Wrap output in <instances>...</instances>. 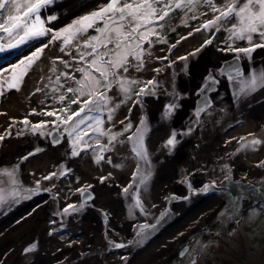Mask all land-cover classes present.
Listing matches in <instances>:
<instances>
[{
	"label": "rangeland",
	"instance_id": "obj_1",
	"mask_svg": "<svg viewBox=\"0 0 264 264\" xmlns=\"http://www.w3.org/2000/svg\"><path fill=\"white\" fill-rule=\"evenodd\" d=\"M98 2L100 0H56L49 8L42 10V18L50 15L57 16V20L46 24L55 32L70 23L72 19L95 10ZM103 2L106 3L107 0H103ZM214 2L217 6L222 5V0H214ZM202 13H207V16L215 15L203 4L198 5L194 11H187L186 15L180 10L173 12L171 21H162L164 27H157V31L164 37L166 42H156L157 37L152 36L153 43L150 46L147 43L144 44V48L150 51V55L145 54L144 56L143 70L137 72L130 69L124 75L142 82L154 79L159 82L160 88L163 87L164 89V84L157 78L161 70L159 69L160 71L157 73L154 69L161 67L164 62L170 63L166 54L169 52L174 53V49H178V47L175 48L172 45L176 46L181 43V38L186 31L190 30L189 32H192L206 22ZM193 16L197 18L193 19ZM236 22L233 19L229 22V25L224 26V30L211 31L207 38L212 42L207 44L202 52H213L215 54V51L219 55L218 57L215 55V58L219 61L218 64H220V61H231L233 59L231 57L236 56L233 52L222 50L226 49L229 44L234 47L248 46L244 41L228 40L229 33L226 29L230 24ZM89 34L95 33L90 30ZM0 35L4 34L0 33ZM50 40L51 33L39 39L28 41L17 48H6L5 51H0V73H2L0 74V81H4L11 75L12 64L30 55L36 48L48 44V47L45 48L40 58L35 62L38 67H34V63L20 85L25 93V112L19 115L16 114L15 117H7L5 110L0 111V114L9 123L6 128L0 131V136H4L0 146V169L6 171H11L14 167L18 169L15 170L16 186H13L10 177L4 175L0 178V190L3 191L5 198H8L13 191L17 193L20 191V187H24L26 189H24L26 191L25 196L28 197L27 205L23 209L20 211L15 210L11 214L7 212L5 218H0V264H149L148 258L143 257V255L151 252L156 258V254L164 252L163 250L171 251L166 264H193V262L195 264H264V168L256 167L258 161H264V153L260 155L259 148L256 151H238L240 143H243L240 138L248 137V133L243 134L244 136L236 140L234 137L224 142L219 140L228 131H231V128L242 126L245 119H249L247 114H250L252 122H254L253 128H264V88L240 99L236 98L235 91H233L230 95L231 101L228 103L222 100L217 104L214 103L213 96L208 97L205 100L211 101L210 106L211 108L213 106L212 110L215 114L209 115L206 121L203 116L208 113L205 111L201 112L199 117L196 116L197 108L201 106L198 102V98L201 96L197 94L194 98L191 95L186 98L191 97L188 104L189 108L180 117H177L178 114L176 115L174 112L170 118L165 119V107L162 110L158 109L157 117L153 115L152 119L155 118V120L150 124L153 128L147 126L145 147L150 146L153 150H156L155 153L162 151L163 154L168 153L170 155L169 161L171 162L165 160L162 161V165L165 163L166 181H168V184L170 182V186L178 187V189L169 187L168 191L164 192L162 190L157 196L160 186H153L154 173H149L148 181L150 179V182L147 181L146 186L138 185L137 181L145 208V211L141 212L134 207L135 198L133 194L131 192L125 194L123 189L133 182V173L137 170V165H140V168H151L153 159H148V163L145 164L135 157L130 147H127V152L132 156L131 162H129L132 166L129 175L123 179L125 177L123 174V177L120 178V183H113V176L116 178L114 174H106L105 176L108 179L104 180L103 183H101L99 175L89 174L85 177L76 172V169L78 167L83 168V165L87 162L86 159L89 158L88 162L91 165H100L103 160L96 163V151L91 148L86 152H81L79 156H72V138L65 131L68 126L56 121V124L59 125V127H56L51 123V121L56 120L55 116L39 114L41 112L56 111L58 115L65 116V113L59 110L68 107L70 101L74 98L73 93H68L66 90L68 87L75 88L77 85L75 80L68 79L62 74L67 73L69 76L80 79L82 73L77 72L76 68L84 66L83 63L78 64L76 60H73V57L78 56L74 47L76 41L67 46L65 52H61L62 41L50 42ZM13 42L15 41L13 40ZM3 43H6V41L0 40V44ZM206 47L211 50H207ZM158 49L160 52L156 53ZM49 52H56L57 55L49 57L47 56ZM69 52L71 55L66 54ZM59 54H62L61 58L63 60L69 62V66L66 67L64 63L60 62V59H58L60 58ZM256 54L254 52V56ZM42 57H46V60L49 59V62H52L54 66L48 70L47 74L40 69V63L43 61L41 60ZM162 57L167 58L159 59ZM261 57L260 59H262ZM210 59L214 60L209 55L208 60ZM253 59H258V56L253 57ZM153 63H157L156 67H152ZM163 67L165 66L163 65L161 69ZM5 69L8 71L5 72ZM53 69H55V72H53ZM207 70L218 80H222L220 77L223 76L220 75L219 77L215 73L216 68H208ZM39 74H43L42 78L44 79L37 80V83H39L38 88L31 87V90L25 91V87L28 85L27 81H29L27 78ZM168 74L170 77L167 81ZM57 77H59L58 83L56 82ZM162 80L166 88L176 83L168 71L164 73ZM220 83L226 86L233 85L226 79H223ZM4 87L7 88L6 84ZM142 87H144V83L133 85L131 99H127L126 102L120 104V107L115 111L113 118L121 112V121L130 122L133 128L118 137L117 141L109 146L111 150L103 153L104 157L114 150L115 145L125 135L135 131L137 124L144 116L142 113L146 107L155 102V99L152 100L151 98L149 102L142 101L143 103L140 104V97H136L135 91ZM14 92L16 93L17 90H14ZM211 93L212 91H210V95ZM8 94L9 91L6 92V95L0 96V104H6L7 101L5 100H9V98L6 99ZM61 95L66 96L64 101L59 100ZM108 95L112 97V105L124 99L123 94L116 85L108 92ZM149 96L154 95H144L143 97L147 99ZM137 99L140 101L138 112L133 118L127 117L128 119L125 120L123 113L128 112V115H130L129 110L137 104L135 103ZM205 100L203 98V102ZM78 108L79 104L71 105V111H76ZM33 110L36 114H33ZM104 115L102 118L105 121L103 125L105 130L123 131L124 125L121 123L114 128L107 126L106 111ZM25 119L30 122L29 125L22 123ZM176 119L181 120V125H177ZM144 120L146 121V118ZM41 121L48 122L44 134L33 133L31 125ZM114 121L115 119H112L111 122ZM170 121H172V126H177V129H173L172 132L177 133L176 139L177 142H180L179 145L177 146L176 143L174 148H167L165 145L163 146V143H160L159 147H156L152 142V138L161 129L165 132ZM189 129H191L190 132ZM208 132L212 133V143L209 141ZM204 133L206 135H203ZM38 137L42 139L41 143L37 142ZM56 137L59 143L54 142ZM202 137L204 138L203 144L199 141ZM254 137L260 139L258 135H254ZM85 138L90 145L95 144L91 130H89V136ZM184 138H186V145L179 152L178 149ZM251 138L249 137V139ZM99 139L101 144L107 143V137H99ZM4 141H12L14 156L21 149V142L25 153L20 159L17 157L18 154L13 160H2V154H5L3 152ZM23 145H26V147H23ZM37 149L40 151L37 152ZM244 151L249 153V163H251L250 159L255 158V161L251 163L255 166L251 176L245 173V166H241L238 159H231L233 155L237 156L238 153ZM29 153L35 154L29 156L28 159L51 153L52 156L47 158L46 162L42 160L40 165L43 167V175L47 176L51 172L58 174L64 172L67 174L58 175L52 180H48L47 185L40 186L39 192L31 191L36 188L34 184L40 177H35V180L32 179V184H27L23 179L22 164L28 159L22 160V158L28 156ZM56 154L57 157H55ZM159 161L161 159L156 161L157 165L160 164ZM225 161L233 163L228 165L231 168V181L225 180L224 165H227ZM113 162H116L115 158L111 160V163ZM185 163L187 166H184ZM209 167L210 169H208ZM140 174H142V169ZM204 176L217 179L215 188H209L208 191L201 190L205 185L213 183L205 181ZM235 181H239V183L237 184ZM83 182L91 185L92 189L88 188L76 200L65 198L69 192L74 191L76 186V188H79V185ZM118 184L122 189L117 188ZM151 185L156 189L155 192L146 194L147 191L145 190ZM44 189H50V191H44ZM8 192L9 195H7ZM89 194L92 197L91 199L87 198ZM120 198L122 199V205L120 204ZM62 203H67L66 205L73 204L78 208L79 205L84 204V207L69 215H64L62 209L66 205ZM82 221L87 222V226L78 227V224L80 225ZM189 221L191 223L183 236L181 235L182 229L188 225ZM142 225L154 227L141 228ZM179 234L180 237H177ZM109 241L123 242L128 246L116 249L110 246ZM31 244L36 245L34 251L32 253L24 252V249ZM10 254H13V256L8 258Z\"/></svg>",
	"mask_w": 264,
	"mask_h": 264
},
{
	"label": "snow or ice",
	"instance_id": "obj_2",
	"mask_svg": "<svg viewBox=\"0 0 264 264\" xmlns=\"http://www.w3.org/2000/svg\"><path fill=\"white\" fill-rule=\"evenodd\" d=\"M56 0H0V40L6 43L0 44V51H5L6 48H17L28 41L39 39L51 33L52 41H62L61 52H65V48L72 45L73 41L77 43L74 45L78 56L73 57L77 63H83V67H77L76 71L82 73V78L76 79L74 76H69L63 73L68 79L75 80L77 87H68L67 92L73 93L74 98L70 101L68 107L60 109V112L65 113V116H60L56 111L41 112L40 115L55 116L56 120L51 123L59 127L56 121L67 125L65 129L67 135L71 137V155L79 156L81 152H86L88 149L96 151L95 162L99 163L104 160L103 153L110 151V145L117 141L118 137L122 136L132 130L133 125L120 121L124 125L122 132H112L111 129L105 130L103 125L105 123L102 116L107 112V120L110 122L113 119L115 111L120 107V104L131 99L133 93V85L144 83V87L135 91L137 98L144 95H154L155 89L158 86V81L148 80L147 82L130 79L125 76L130 69L139 72L144 68L145 54L150 55V51L144 48V44L149 46L153 43L151 37L156 36L160 43L166 42L163 36L157 31V27L163 28L162 21H171L172 13L176 10L184 12L194 11L198 5L203 4L207 6L210 11L215 14L213 19L206 21L194 31L215 29L217 32L224 30L225 25L235 19L237 22L230 24L226 29L229 33L228 40L244 41L248 46L234 47L229 44L224 51L234 52L236 59L239 60L241 55L250 57L257 49H264V0H225L224 4L217 6L214 0H103L97 3L95 10L89 11L86 14L80 15L71 20L66 26L53 32V29L47 27L46 24L57 20L56 15L44 16L42 18V10L49 8ZM207 15V13H202ZM196 19V16L192 17ZM90 30L95 34H89ZM189 36L192 33L188 34ZM181 39H187L182 37ZM13 40L15 42H13ZM211 40H206L201 47L210 44ZM179 43V41H177ZM48 44L36 48L30 55L23 57L17 63L11 65V75L4 81H0V96L6 95L9 90H19L24 77L28 74L33 64L40 58ZM175 47V45H172ZM90 49V51H89ZM200 51V49H196ZM71 55V53H66ZM190 55H195L190 53ZM131 58V59H129ZM162 57L159 59H166ZM60 59L61 63L69 66V62ZM178 59L185 60L187 57H179ZM5 72L8 70L5 69ZM157 73L159 69H154ZM55 72V69H53ZM2 74V73H0ZM98 74V75H97ZM220 75L227 76L228 82L237 88L235 96L237 99L246 97L250 93L258 89L264 88V71L257 74H246L241 72L238 67L233 64H228ZM57 83L59 77H57ZM219 83L215 76H209L205 81V85L200 89L201 95H205L208 90L212 89L213 85ZM7 85L5 89L4 85ZM116 85L123 94L124 99L119 103L112 105V97L108 92ZM63 87V85H61ZM39 91V89H38ZM66 99L65 95L59 97L60 101ZM135 103H140L139 99ZM72 104H79L76 111H71ZM111 105V106H110ZM211 105L210 100H205L204 104L199 106L196 111V116ZM178 107L175 99L170 102L164 110V118H170L174 110ZM131 111V109L129 110ZM33 114L35 110H33ZM128 118L125 117V120ZM23 124L29 125L27 119L22 121ZM48 122L41 121L31 125L33 133L44 134V129ZM91 130L92 138L95 140L94 145H90L85 137L89 136ZM189 132L191 129L188 130ZM147 132V123L144 119L139 121L138 126L132 135L126 137V142L131 144V151L139 160L145 164L148 163V151L145 147V137ZM50 134V133H49ZM184 134V133H181ZM99 137H107V143L101 144ZM177 133L171 132L166 141V147L174 148L177 143ZM249 137H252L249 139ZM4 136H0L3 140ZM241 150L256 151L259 146L264 144L259 138H255L254 134H249L248 137H241ZM55 143L59 140L54 139ZM40 151L39 149L36 150ZM35 153H29L28 156L22 158L27 160L29 156ZM111 163V159L108 160ZM122 166V165H117ZM258 168H264V161H258L256 164ZM225 180L231 181V168L224 165ZM140 165H137V170L133 173V182L123 189L125 194L132 193L135 198L134 207L141 212L145 211L143 202L141 200V189L138 185H147L149 176L142 175ZM67 173L51 172L49 175L42 177L44 180H52L58 175H66ZM7 175L11 178V182L15 187L17 181L15 180V167L11 171L0 169V178ZM110 175V174H109ZM246 178V177H245ZM101 183L108 179L107 176L101 177ZM138 181V185H137ZM239 183V181H235ZM251 186V185H250ZM87 185L84 188L77 189L82 195L91 188ZM209 188H215V182L211 185H205L201 190L208 191ZM33 192L40 191V181L36 182V188ZM50 191V189H44ZM16 192L13 191L11 196L5 198L2 190H0V206L9 204V201L15 202ZM88 199H91L89 194ZM84 204L76 205L68 204L62 209L64 215H69L73 212L82 209ZM154 227L150 225H142L141 228ZM51 234V233H50ZM111 247L119 249L127 247L123 242L109 241ZM36 248L35 244L24 249V252L32 253ZM123 259V257H122ZM195 264V262H193Z\"/></svg>",
	"mask_w": 264,
	"mask_h": 264
},
{
	"label": "bare ground",
	"instance_id": "obj_3",
	"mask_svg": "<svg viewBox=\"0 0 264 264\" xmlns=\"http://www.w3.org/2000/svg\"><path fill=\"white\" fill-rule=\"evenodd\" d=\"M221 1V0H220ZM225 0H222V5L224 4ZM91 6V4H90ZM203 18L208 21L213 19V15L207 16L204 15ZM215 29H210V30H203V31H192L189 32L190 30L186 31L184 33L183 37H187V39H182V42L179 43L178 45L175 46V48L178 47V49H174V53H167L166 55L168 56V60L170 61V63L168 62H164L161 64V67L164 65L165 67H163L161 69V67H158V69L161 70V72L158 74L157 78H159V81L162 82L164 84V89L163 87L162 90L158 84V87H156L155 89V94L154 96H149L147 99L144 98L143 96L140 97L141 103L143 102H149L150 99L152 98V100H154L155 102L148 105L145 109V111L142 113L144 116L142 119L146 118V123L148 127L153 128L150 124H152V122H154L155 118H153V115H155L157 117L158 115V109L162 110L163 107H166L170 102L173 101V99H175V103L178 105V107L174 110V114H178L177 117H180L181 115H183L184 113H186V111L189 108V102L190 99H186L189 95H191L193 98L196 97V94L203 97L204 99H207L208 97L211 98V96H213V100L214 103L216 102L217 104H219V102H221L222 100H224L225 102H230L231 101V93L233 91H237V88L234 85H223L220 82L222 80H219V83L216 84L214 86V89H210L207 91V93L205 95H201L200 93V85L203 84V80H201L203 77H208L209 74V70H207L208 68H216L220 66V64H222L215 58L216 56L218 57L219 55L214 51L215 54H213V52L207 53L206 51H204V53L202 52L204 47H201V45L204 44V42L207 40V38L209 37L211 31H214ZM189 33H192V35H188ZM61 42V41H60ZM196 49H200V51H196ZM207 50H211L209 48L206 47ZM160 50L158 49L156 51V53H159ZM195 55H190V53H194ZM163 53V52H162ZM234 53V52H233ZM256 56H258V59H253V57H256L254 55L250 56V57H244L241 56V58L239 60H237L235 62V65L241 70V72L246 73V74H259L262 71H264V50H257L256 51ZM235 54V53H234ZM57 53L56 52H49L47 54V56H56ZM60 58L62 57V54H59ZM204 55V56H203ZM206 55V58H205ZM211 56V58H214V60L210 59L208 60V56ZM216 55V56H215ZM262 56V57H261ZM179 57H187V59L185 60H181L178 59ZM260 57L262 59H260ZM41 60H43L40 63V69H42V72H44L45 74H47V72H49L48 70H50V68L54 67L52 62H49V59L46 60V57H42ZM157 63H153L152 67H156ZM174 65V67H172ZM34 67H38V64L35 63ZM175 68V69H174ZM168 71L169 73H171L172 77L174 78V80L176 81V83L174 85H172L171 87L166 88V85L164 83V81L162 80V76L164 75V73ZM35 74V73H34ZM160 76V77H159ZM43 74H39L37 75H31L29 76L27 79L29 81H27L28 85L25 87V91H27L28 89L31 90L32 88L37 89L38 88V84L37 80L40 79H44L42 78ZM169 74L166 77V80H169ZM228 80V79H227ZM7 86V85H6ZM6 89V88H5ZM210 91H212L211 95H210ZM24 97H25V93L23 91V88H19V90L15 93L14 90H9V94L6 97L9 98V100H5L7 101L6 104L2 103L0 104V111L1 110H5L7 113V117H15V115H19L22 114V112H25L26 109V102L24 101ZM35 97H37V95H35ZM143 101V102H142ZM152 105V106H151ZM140 107V105L137 103L135 104L134 107L131 108L130 111V115H128V112L123 113L125 117H134V115L138 112V108ZM213 106L211 108V106H209V108L205 111L206 114L204 118V120L206 121L209 115H214L215 113L213 112ZM128 111V110H127ZM227 112H230L229 110H226ZM121 113V112H120ZM120 113L117 114L113 119H115L114 122H109L108 120L106 121L107 126H109L110 128H114L117 127L120 123V121L122 120ZM105 116V115H104ZM247 117L249 118L248 120L245 119L244 124L242 126H239L238 128H231V131H228L223 137H221L219 140L221 141H225L227 139H231V138H235V140L241 136H244L243 134L248 133L249 134H254V135H258L260 137V139L262 141H264V128H260V129H256L253 128L254 126V122H252V118L250 116V114H247ZM177 125H181V120L180 119H176ZM8 121L6 120L5 117H3L2 114H0V131L3 130L4 128L7 127L8 125ZM138 126V124H137ZM244 128V130H243ZM173 129H177V126L173 125L172 126V121H170L167 126H166V131L164 132V130H160L157 132L156 136L152 138V142L153 144L156 145V147L161 143H163V146L166 145V139L169 137L170 132L173 131ZM243 130V131H242ZM134 132V131H133ZM169 132V133H168ZM37 134V133H36ZM207 134H209V141L212 143L213 141V137H212V133L208 132ZM132 135L131 134H127L125 135L121 141L115 145L114 150L111 153H108L107 156H105V159L100 163V165H91L88 161L89 158L86 159V164L83 165L84 167H78L76 169V172L80 173L81 175L87 177L89 176V174H96V176H100L99 179L101 177H104L106 174H114L116 178H112V181L114 184L120 183V178L123 177V174L125 175V177H123V179L126 178L127 175H129V171H130V164L129 162H131V155L127 152V147H130L131 149V144L126 142V137ZM203 135H206V133H204ZM202 135V136H203ZM164 136V137H163ZM39 142L42 141V139L40 137H38ZM201 144L204 143V138L202 137L200 140ZM22 142L20 143V147L21 149L18 151V153L16 155H18L17 157H19L18 159L21 158V156L25 153V151H23L22 149ZM1 140H0V146H1ZM3 152H5V154H2V160L6 161L9 159H12L16 156L13 155L12 152V141H4L3 143ZM148 145V144H147ZM186 145V138L183 139V142L180 146V148L178 149L179 152H181V149L184 148V146ZM162 146V147H163ZM23 147H26V145H23ZM159 147V146H158ZM168 148V147H167ZM259 153L260 155H262L264 153V144H262L261 146H259ZM147 151H148V159H153V162L151 163V168L150 167H142V175H148L149 173H154V182H153V186H157L160 188L159 193L157 194V196L161 193V191L163 190L168 191L169 187L171 188H177L175 186H170V182L168 184V181H166V169L164 167V164L162 165V161L167 160L168 162L170 160V155L167 154H163L162 151H158L157 153H155L156 150H153L150 146L147 147ZM168 151V149H167ZM258 153V155H259ZM59 154V153H58ZM257 155V156H258ZM52 155L51 153H47L44 154L40 157L37 158H33V159H28L25 163L22 164V176L23 179L25 180V182H27V184H32L33 181L32 179L35 180V177H40L39 181H40V186H44L47 185L48 180H44L42 179V177L46 176L43 175V167L40 166L42 164V160H45L47 158H50ZM58 155L56 154L55 157H57ZM248 157H249V153L244 151L243 153L240 152L237 154V156H234L231 158L233 159H238V162L240 163L241 166H245L244 167V171L248 176L252 175L253 169L255 168V166L252 163V161H255V158L250 159L251 163L248 162ZM116 159V162L113 163H108L109 159ZM158 159H161L160 164L158 163V165L156 164V161ZM261 159V158H259ZM181 161V160H180ZM237 161V160H236ZM166 162V163H168ZM184 162V160H183ZM128 163V164H127ZM225 164L229 165V164H233L230 161H225ZM236 164V162H235ZM117 165H122V166H117ZM179 165V164H178ZM184 166H187V164L185 163ZM169 167V166H168ZM167 167V169H168ZM45 169V168H44ZM210 169V167L208 168ZM18 170V169H15ZM114 172V173H112ZM206 178L205 181H209V182H217V179H215L214 177H203ZM87 179V178H86ZM55 180V179H54ZM101 180V179H100ZM37 182V181H36ZM122 182V181H121ZM150 182V179L149 181ZM36 186V184H34ZM85 186H87V184L85 182L81 183L79 185V188L75 187V190L72 192H69L67 197L65 198H74L75 200L78 199L82 194L80 192L77 191V189H81L84 188ZM152 185L149 186L148 189H146L145 191L146 194L148 193H152L155 192L156 189H154ZM152 187V188H151ZM118 189H122L120 187V184L117 185ZM92 189V188H91ZM144 190V188H143ZM156 197V196H155ZM155 199V198H154ZM100 200H102V198H100ZM61 201H67V200H61ZM63 205H66L67 203H62ZM120 204L122 205V199L120 198ZM100 205V204H99ZM102 206V205H101ZM100 207V206H99ZM104 208H106L105 206H102ZM101 207V208H102ZM193 221V220H192ZM191 222H188V225L182 229L181 235H183L187 230H188V226ZM83 226H87V222L82 221L80 223V225L78 224V227H83ZM188 233V232H187ZM184 236V235H183ZM180 237V234L179 236ZM179 239V238H177ZM73 240V239H72ZM7 241H9V239H7ZM71 243V241H70ZM17 244V243H15ZM14 244V245H15ZM67 245V243H65ZM164 252L160 253V254H156V258L155 255L151 252L146 253L143 255V257L148 258V263L149 264H166L170 255H171V251L170 250H163ZM13 256V254L8 255V258Z\"/></svg>",
	"mask_w": 264,
	"mask_h": 264
},
{
	"label": "flooded vegetation",
	"instance_id": "obj_4",
	"mask_svg": "<svg viewBox=\"0 0 264 264\" xmlns=\"http://www.w3.org/2000/svg\"><path fill=\"white\" fill-rule=\"evenodd\" d=\"M54 133H56L54 131ZM57 140V137L55 138ZM39 142V141H37ZM41 143V142H39ZM24 187H20V191L16 193L15 202L9 201V204H5L3 206H0V218H5L7 216V212L14 213L16 211H20L24 208L25 205H27V198L25 196L26 191H24ZM26 190V189H25ZM10 192V191H9ZM9 192L7 195H9ZM10 197V196H9ZM42 197V196H41Z\"/></svg>",
	"mask_w": 264,
	"mask_h": 264
},
{
	"label": "water",
	"instance_id": "obj_5",
	"mask_svg": "<svg viewBox=\"0 0 264 264\" xmlns=\"http://www.w3.org/2000/svg\"><path fill=\"white\" fill-rule=\"evenodd\" d=\"M257 50H264V49H257ZM256 50V51H257ZM255 51V52H256ZM252 55H254V52L251 54V56ZM231 58H233V59H231V61H224V62H222V64H220V66L219 67H216V70H215V73L216 74H218L219 75V77H220V72H221V70H223L228 64H233V65H235V62L237 61V59H236V56H234V57H231ZM235 67H237L236 65H235ZM213 76V74L212 73H209L208 74V77H204L202 80H203V84H202V86H201V88H203L204 87V85H205V81L209 78V76ZM220 79H226L227 80V76H223V77H220ZM214 86L215 85H213L212 86V90L214 89ZM198 102H199V104L200 105H203V97H199L198 98ZM205 100V99H204ZM188 136V135H187ZM183 141V140H182ZM179 143L180 142H177V146L179 145Z\"/></svg>",
	"mask_w": 264,
	"mask_h": 264
}]
</instances>
